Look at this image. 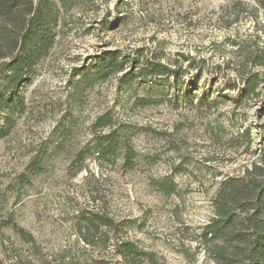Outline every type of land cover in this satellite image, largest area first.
<instances>
[{
	"label": "rangeland",
	"instance_id": "374dc122",
	"mask_svg": "<svg viewBox=\"0 0 264 264\" xmlns=\"http://www.w3.org/2000/svg\"><path fill=\"white\" fill-rule=\"evenodd\" d=\"M57 30L56 45L24 86L25 111L0 139V264H123L115 252L121 242L151 256L138 264H210L192 238L211 216L218 183L249 168L264 144V10L253 0H73ZM114 50L155 56L186 69V77L200 73L199 94L216 98L223 84L240 85L249 74L258 75L261 93L237 108L217 97L211 109L182 100L123 109L112 79L74 99V69ZM104 112L113 126L94 131ZM117 130L115 160L74 163L96 135ZM245 130L248 149L236 139ZM125 148L135 155L131 168ZM37 156L45 158L43 169L29 175ZM178 167L185 172L174 175ZM164 180L176 184L173 195L157 189ZM81 213L111 226L87 233L77 224ZM10 221L23 233L6 226Z\"/></svg>",
	"mask_w": 264,
	"mask_h": 264
},
{
	"label": "trees",
	"instance_id": "16d2710c",
	"mask_svg": "<svg viewBox=\"0 0 264 264\" xmlns=\"http://www.w3.org/2000/svg\"><path fill=\"white\" fill-rule=\"evenodd\" d=\"M71 1L0 0V114L4 115L0 139L10 133L15 118L25 111L24 86L56 45L61 10ZM253 1L264 10V0ZM171 65L160 62L155 56L146 57L140 51L134 55L104 51L81 68L74 69L70 80L73 97L79 98L87 88L112 79L116 82V95L124 96L123 109L174 105L179 100L195 109H211L218 105L217 97L229 100L237 108L261 93L258 75L249 74L240 85L223 84L216 91V98L205 90L199 94L197 90L203 89L197 87L200 73L186 77L189 73L186 69ZM138 89L144 94L135 95ZM225 90L233 94L225 96ZM262 103L264 110V101ZM114 122L112 113L104 112L94 120L92 129L111 128ZM59 133L60 140L66 139V130ZM248 133L245 130L236 136L237 140L245 142L246 149L251 142ZM258 133L264 140V124L258 126ZM121 143L119 130L96 135L91 146L76 154L74 163L82 164L88 157L113 161L118 157ZM134 157L131 150L125 148L124 165L127 168L132 167ZM44 159L37 156L29 162V175L42 171ZM184 172L182 167L174 169V175ZM28 179L29 176H22L21 184L27 185ZM156 187L166 196L176 191V184L171 180L157 182ZM210 207V218L192 238L204 258L210 264H264V144L249 168L238 175H227L218 183ZM77 224L92 234L111 226L107 218L86 213L78 216ZM6 226L23 233L14 221L7 222ZM115 252L123 264H138L144 257L151 260V256L138 251L131 242L119 243Z\"/></svg>",
	"mask_w": 264,
	"mask_h": 264
}]
</instances>
